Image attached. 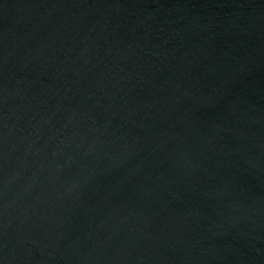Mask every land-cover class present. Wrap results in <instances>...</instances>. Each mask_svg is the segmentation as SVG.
Returning <instances> with one entry per match:
<instances>
[{"label":"water","instance_id":"obj_1","mask_svg":"<svg viewBox=\"0 0 264 264\" xmlns=\"http://www.w3.org/2000/svg\"><path fill=\"white\" fill-rule=\"evenodd\" d=\"M0 264H264V0H0Z\"/></svg>","mask_w":264,"mask_h":264}]
</instances>
